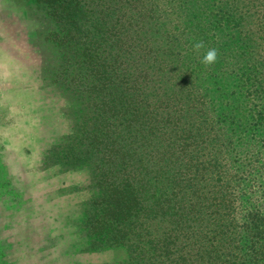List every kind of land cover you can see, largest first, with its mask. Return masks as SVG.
Wrapping results in <instances>:
<instances>
[{"label": "trees", "instance_id": "1", "mask_svg": "<svg viewBox=\"0 0 264 264\" xmlns=\"http://www.w3.org/2000/svg\"><path fill=\"white\" fill-rule=\"evenodd\" d=\"M34 10L62 74L84 85V168L98 193L84 203L88 250L121 246L116 264H264V183L243 199L264 169V0Z\"/></svg>", "mask_w": 264, "mask_h": 264}, {"label": "rangeland", "instance_id": "2", "mask_svg": "<svg viewBox=\"0 0 264 264\" xmlns=\"http://www.w3.org/2000/svg\"><path fill=\"white\" fill-rule=\"evenodd\" d=\"M48 32L34 0H0V264H116L123 247L87 248L84 203L98 194L84 168L88 107ZM257 175L247 203L262 193Z\"/></svg>", "mask_w": 264, "mask_h": 264}, {"label": "clouds", "instance_id": "3", "mask_svg": "<svg viewBox=\"0 0 264 264\" xmlns=\"http://www.w3.org/2000/svg\"><path fill=\"white\" fill-rule=\"evenodd\" d=\"M204 47L205 45L203 41H199L193 45L194 50L197 52H199ZM216 59H217V49L211 48L206 51V53L201 59V63L208 66L215 63Z\"/></svg>", "mask_w": 264, "mask_h": 264}]
</instances>
